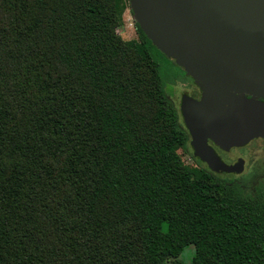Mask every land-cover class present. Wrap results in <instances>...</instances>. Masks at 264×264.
<instances>
[{
  "label": "trees",
  "instance_id": "obj_1",
  "mask_svg": "<svg viewBox=\"0 0 264 264\" xmlns=\"http://www.w3.org/2000/svg\"><path fill=\"white\" fill-rule=\"evenodd\" d=\"M127 10L0 0V264H264V188L185 163L174 63Z\"/></svg>",
  "mask_w": 264,
  "mask_h": 264
},
{
  "label": "water",
  "instance_id": "obj_2",
  "mask_svg": "<svg viewBox=\"0 0 264 264\" xmlns=\"http://www.w3.org/2000/svg\"><path fill=\"white\" fill-rule=\"evenodd\" d=\"M134 22L167 59L206 94L181 113L194 155L215 173H239L222 149L264 138V0H129Z\"/></svg>",
  "mask_w": 264,
  "mask_h": 264
},
{
  "label": "flooded vegetation",
  "instance_id": "obj_3",
  "mask_svg": "<svg viewBox=\"0 0 264 264\" xmlns=\"http://www.w3.org/2000/svg\"><path fill=\"white\" fill-rule=\"evenodd\" d=\"M162 70L166 81L167 99L169 100L177 115L181 129L186 134L187 144L185 154L192 162L203 168L209 169L206 163H204L194 155V150L191 145V135L181 113L182 101L184 97H188L192 100H195L196 102L203 103L205 102L206 94L192 76L187 74L184 69L176 66L175 64L169 67H165ZM255 141H264V138L254 139L243 147H231L229 149H222L218 145L214 144L213 141L207 139L206 142L208 146L214 151V153L222 163H224L228 167L236 166L237 169L240 170L239 173H214L217 174V176H219L221 179L232 181L235 184L240 185L239 178H241L245 174V172L249 170L248 160L252 159L249 152H247V148ZM224 175L232 177V179L227 180L228 177H222Z\"/></svg>",
  "mask_w": 264,
  "mask_h": 264
},
{
  "label": "rangeland",
  "instance_id": "obj_4",
  "mask_svg": "<svg viewBox=\"0 0 264 264\" xmlns=\"http://www.w3.org/2000/svg\"><path fill=\"white\" fill-rule=\"evenodd\" d=\"M118 34L126 41L137 38L135 22L129 10H127L123 15L120 28L118 29ZM153 57L158 62L160 69L169 66L168 62L156 52L153 53ZM247 152H249L252 157L251 160H248L249 170H247L245 174L239 178V181L244 192L252 194L256 187L264 188V141H255L250 144L247 148ZM179 153L187 165H196V163L189 160L186 154L183 155L181 152ZM222 177H228L227 180L232 179V177L225 175ZM193 255L194 247L189 246L183 250L178 259L188 263L192 259Z\"/></svg>",
  "mask_w": 264,
  "mask_h": 264
}]
</instances>
